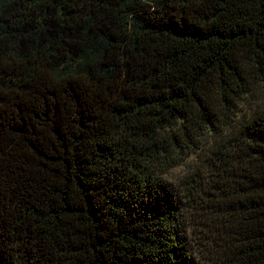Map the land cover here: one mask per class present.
<instances>
[{"label": "trees", "instance_id": "trees-1", "mask_svg": "<svg viewBox=\"0 0 264 264\" xmlns=\"http://www.w3.org/2000/svg\"><path fill=\"white\" fill-rule=\"evenodd\" d=\"M0 264H264V0H0Z\"/></svg>", "mask_w": 264, "mask_h": 264}, {"label": "rangeland", "instance_id": "rangeland-1", "mask_svg": "<svg viewBox=\"0 0 264 264\" xmlns=\"http://www.w3.org/2000/svg\"><path fill=\"white\" fill-rule=\"evenodd\" d=\"M194 157V155L188 157L183 164L170 169L166 174L162 175V178L182 192V190H184V185L189 186V184L184 182V177L186 178L192 169V163H194L195 160ZM199 163L201 164L202 162Z\"/></svg>", "mask_w": 264, "mask_h": 264}]
</instances>
